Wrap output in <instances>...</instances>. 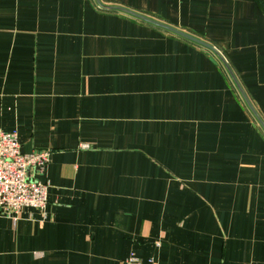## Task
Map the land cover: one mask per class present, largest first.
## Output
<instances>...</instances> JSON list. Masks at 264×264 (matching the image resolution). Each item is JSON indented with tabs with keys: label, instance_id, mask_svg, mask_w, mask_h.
Returning <instances> with one entry per match:
<instances>
[{
	"label": "crops",
	"instance_id": "obj_1",
	"mask_svg": "<svg viewBox=\"0 0 264 264\" xmlns=\"http://www.w3.org/2000/svg\"><path fill=\"white\" fill-rule=\"evenodd\" d=\"M99 1L0 0V129L51 151L0 264H264V0Z\"/></svg>",
	"mask_w": 264,
	"mask_h": 264
},
{
	"label": "built area",
	"instance_id": "obj_2",
	"mask_svg": "<svg viewBox=\"0 0 264 264\" xmlns=\"http://www.w3.org/2000/svg\"><path fill=\"white\" fill-rule=\"evenodd\" d=\"M88 147V145H84ZM51 151L41 149L23 153L18 131L0 129V213L19 218L23 208L45 209L49 184L38 179L49 163ZM126 264H143L131 255ZM148 264H156L149 259Z\"/></svg>",
	"mask_w": 264,
	"mask_h": 264
},
{
	"label": "water",
	"instance_id": "obj_3",
	"mask_svg": "<svg viewBox=\"0 0 264 264\" xmlns=\"http://www.w3.org/2000/svg\"><path fill=\"white\" fill-rule=\"evenodd\" d=\"M99 3H100V1L99 0H97ZM114 8H117V9H119V10H122V11H125V12H128V13H130V14H132V15H135V16H137V17H139V18H142V19H144V20H146V21H148V22H150V23H154V24H156V25H159V26H162V27H165V28H167V29H169V30H172V31H174V32H176V33H178V34H180V35H182V36H184V37H186V38H188V39H191L192 41H195V42H197V43H199V44H202V45H204V46H206V47H208V48H210V49H213V46L212 45H210V44H208V43H206V42H204V41H202V40H200V39H198V38H196V37H194V36H192V35H189V34H187V33H185V32H182V31H180V30H178V29H175V28H173V27H171V26H169V25H166V24H163V23H160V22H158V21H155V20H153V19H150V18H148V17H145L144 15H141V14H139V13H136V12H133V11H131V10H129V9H126V8H123V7H114ZM245 95V94H244ZM246 97V96H245ZM247 99V98H246ZM249 103V102H248ZM250 104V103H249ZM250 106H251V104H250ZM252 107V106H251Z\"/></svg>",
	"mask_w": 264,
	"mask_h": 264
}]
</instances>
